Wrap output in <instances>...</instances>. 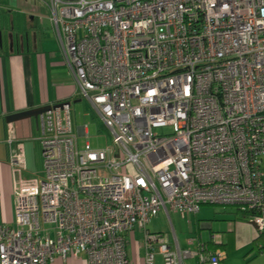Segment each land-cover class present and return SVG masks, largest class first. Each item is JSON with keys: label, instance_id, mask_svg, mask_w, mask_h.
I'll return each instance as SVG.
<instances>
[{"label": "built area", "instance_id": "1", "mask_svg": "<svg viewBox=\"0 0 264 264\" xmlns=\"http://www.w3.org/2000/svg\"><path fill=\"white\" fill-rule=\"evenodd\" d=\"M47 9L115 149L81 151L89 128L75 130L71 103L51 106L39 123L43 177L14 185L0 264H132L135 232L144 264H186L196 256L148 227L205 206L240 207L263 234L264 0H49ZM9 145L18 170L21 149Z\"/></svg>", "mask_w": 264, "mask_h": 264}, {"label": "crops", "instance_id": "2", "mask_svg": "<svg viewBox=\"0 0 264 264\" xmlns=\"http://www.w3.org/2000/svg\"><path fill=\"white\" fill-rule=\"evenodd\" d=\"M21 1L24 5L20 10ZM44 9L48 11L43 0H0V19L3 12L8 11L7 14L10 15V20L5 21V24L0 20V224L4 226L9 225V216L15 223L17 206L14 196L15 183L19 180L43 177L38 167L40 162L41 166L43 165L39 140L40 117L16 123H8L7 119L63 103L75 106L82 100L58 42L54 39L49 40L52 36L41 31L39 27L41 18L39 13ZM16 15L18 19L12 21ZM52 31L54 34L53 28ZM73 125L75 130L83 128L76 120H73ZM10 142L12 151L16 153L21 149L23 156L18 170H13L10 166ZM171 216L178 222L179 230L182 226L188 227L191 238L184 242L180 241L181 236H177ZM160 217H166L170 223L172 237H168L164 231L153 230L155 220L150 223L149 232L164 236L172 250L178 246L181 250L196 253V257L187 260V264H201L197 255L206 245L223 251L225 260L220 264H264V236L255 225L241 220L234 211L206 207L196 216L182 218L171 213L168 219L166 214L162 213L158 218ZM219 223H222L220 227ZM214 227L218 230L215 231ZM196 228L209 235L198 234L195 238ZM229 235L235 238L231 247L229 241L225 240ZM260 235L263 237L262 241L257 243ZM128 242L131 263L144 264L142 234L133 233L129 236ZM52 264L88 263L84 256H80L69 257L66 260L58 258ZM156 264H162L160 257Z\"/></svg>", "mask_w": 264, "mask_h": 264}, {"label": "rangeland", "instance_id": "3", "mask_svg": "<svg viewBox=\"0 0 264 264\" xmlns=\"http://www.w3.org/2000/svg\"><path fill=\"white\" fill-rule=\"evenodd\" d=\"M43 1L47 5L49 0H43ZM23 5L24 4L21 1L20 8H19L20 10L23 9V7H22ZM9 10H11V9H9ZM33 10H34V8H33ZM46 11L47 10L44 9V10H41V13H39L41 15V18H40V21H39V27H40L41 31H45V33L47 35H51L52 36L51 38H49V40H53L54 39L55 42H56L57 38H56L55 34H53V31H52L53 27H52V24H51L50 19H49L50 15H49L48 11L47 12ZM7 12H3V14L1 15V19L0 20H3V23L5 21L8 22L10 20V18H9L10 15H8ZM16 19H18L17 15L14 16L12 21H15ZM71 111H72V118H73L74 121L76 120V122L79 125H82L83 127L87 126L89 128V137H88V139H85V138H80L79 139V148H80L81 151L86 150V145L87 144L90 145L91 150H96V151H98V150H108V149L114 150L115 149V146L113 144V139H112L111 135L104 128L102 121L95 115V113L93 112V110L91 108V105L89 104V102L86 99H82L80 103L76 104L75 106H72V110ZM161 132H162L161 130L157 131L158 134H160ZM171 132L172 131L170 129L165 130V133H171ZM38 148H39V146H38ZM38 167L40 168L39 169L40 173L42 172V174H43V165L41 166V162L38 165ZM131 170L132 169H130V171ZM204 209H206V207L202 208V210H204ZM214 209L215 210H220V211H222V210L223 211L224 210L225 211H232V209L228 208V207H226V208L214 207ZM172 217L173 216H171V218ZM8 220H9L8 221L9 225H5V226L15 228L14 220L11 219L10 216L8 217ZM172 220H173V223H174V226H175V230H176L177 236L178 237H179V235L181 236V238H180L181 242H184L185 240H187V239L192 237V235H190V233L188 232V227L187 226H184V228L182 226L180 228V230H179L178 222L176 221V219L173 217ZM221 224L222 223H219L218 227H220ZM215 226H217V225H215ZM152 229L155 230V231H159V230L164 231V233L168 237L169 236L172 237L171 225L168 222V220L166 219V217H160L157 220H155L154 224L152 225ZM214 230L216 231V230H218V228L214 227ZM198 234H203L205 236L209 235V233L201 232L199 230V228H196L194 230V237L197 238ZM204 238H206V237H204ZM225 240L229 241V247H231L234 244V242H235V238L233 236H231V235H229V237L227 236L225 238ZM190 253L193 254V255H196V253H192V252H190ZM157 261H159V257L156 258V262ZM186 264H187V262H186Z\"/></svg>", "mask_w": 264, "mask_h": 264}, {"label": "trees", "instance_id": "4", "mask_svg": "<svg viewBox=\"0 0 264 264\" xmlns=\"http://www.w3.org/2000/svg\"><path fill=\"white\" fill-rule=\"evenodd\" d=\"M205 207H216V206H205ZM229 208H231L232 211H234V214L237 215V217H239L241 220H245L247 222H250L251 220L254 219V216L252 213H249L247 211H242V209H240V207H229ZM156 235L162 236L161 234H156ZM262 235L264 236V233ZM262 235H260V239H258L256 241L257 243L262 241V238H263ZM219 249L215 248V247H211L210 245H206V247L203 248L202 252L204 254H206L207 256L216 257L218 253H223V251H220ZM224 260H225V257L223 258V260L220 263H222ZM205 264H208V263H205Z\"/></svg>", "mask_w": 264, "mask_h": 264}, {"label": "water", "instance_id": "5", "mask_svg": "<svg viewBox=\"0 0 264 264\" xmlns=\"http://www.w3.org/2000/svg\"><path fill=\"white\" fill-rule=\"evenodd\" d=\"M0 43H1V40H0ZM61 107H62V105H58L57 107H54V108H61ZM51 110H52V107H47V108L40 109V110H34V111L21 113V114L9 117L7 119V122L8 123H16V122L29 120V119H32V118L39 119V117H41L42 115L50 112Z\"/></svg>", "mask_w": 264, "mask_h": 264}]
</instances>
